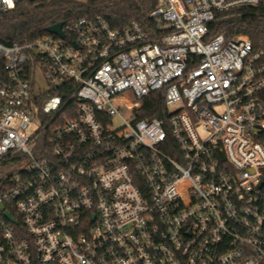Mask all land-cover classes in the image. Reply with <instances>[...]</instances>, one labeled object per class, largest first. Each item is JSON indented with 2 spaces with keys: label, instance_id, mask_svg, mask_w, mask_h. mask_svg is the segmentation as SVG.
Masks as SVG:
<instances>
[{
  "label": "built area",
  "instance_id": "built-area-1",
  "mask_svg": "<svg viewBox=\"0 0 264 264\" xmlns=\"http://www.w3.org/2000/svg\"><path fill=\"white\" fill-rule=\"evenodd\" d=\"M21 1L0 0V264H264V50L215 33L264 0L6 43ZM158 91L166 115L139 116Z\"/></svg>",
  "mask_w": 264,
  "mask_h": 264
},
{
  "label": "trees",
  "instance_id": "trees-1",
  "mask_svg": "<svg viewBox=\"0 0 264 264\" xmlns=\"http://www.w3.org/2000/svg\"><path fill=\"white\" fill-rule=\"evenodd\" d=\"M151 8L150 0H24L14 10L3 14V40L6 43L33 41L48 34L46 28L49 25L96 14L106 17L114 27L138 20L149 28L153 25L149 16ZM215 33H223L228 38L238 33L248 35L256 49L264 50V11L253 10L238 22L223 20ZM52 94L54 92L44 93L42 99ZM72 105L73 101L70 108ZM166 113L162 91L148 96L139 109L141 117L161 118Z\"/></svg>",
  "mask_w": 264,
  "mask_h": 264
},
{
  "label": "water",
  "instance_id": "water-1",
  "mask_svg": "<svg viewBox=\"0 0 264 264\" xmlns=\"http://www.w3.org/2000/svg\"><path fill=\"white\" fill-rule=\"evenodd\" d=\"M65 23H66L65 20H63V21H59V22H57V23H54V24H52V25H49V26L46 28V30H47V32H49V33H53V34H57V35H59V36H61V37H65V33H64V31H63V26L65 25ZM7 216H8L11 220H13V217H12V215H11L9 212L7 213Z\"/></svg>",
  "mask_w": 264,
  "mask_h": 264
},
{
  "label": "rangeland",
  "instance_id": "rangeland-1",
  "mask_svg": "<svg viewBox=\"0 0 264 264\" xmlns=\"http://www.w3.org/2000/svg\"><path fill=\"white\" fill-rule=\"evenodd\" d=\"M178 107H179V104H176V105L172 104L169 106V110L171 112H174ZM115 123H116V125H119L120 122H119V120H116ZM35 129H36L35 125H32L30 128V131H34Z\"/></svg>",
  "mask_w": 264,
  "mask_h": 264
}]
</instances>
